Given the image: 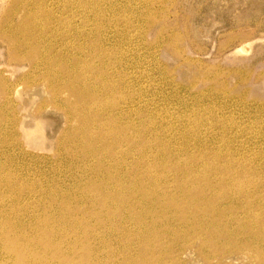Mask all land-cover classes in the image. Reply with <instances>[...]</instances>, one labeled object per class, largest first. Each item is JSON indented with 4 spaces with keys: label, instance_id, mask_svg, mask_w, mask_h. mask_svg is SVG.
<instances>
[{
    "label": "rangeland",
    "instance_id": "obj_1",
    "mask_svg": "<svg viewBox=\"0 0 264 264\" xmlns=\"http://www.w3.org/2000/svg\"><path fill=\"white\" fill-rule=\"evenodd\" d=\"M50 6L55 7L60 31L66 30L60 25L64 21L65 24L68 20L73 23L67 28L65 39L46 32L39 35L41 26L47 31L50 23L55 25L52 19H42L43 12L49 11ZM27 12L38 18V24L34 26L36 36L29 41L30 50L21 46L19 34L14 29ZM74 24L81 28L82 34L75 32ZM94 26L97 31H93ZM79 44L83 46L84 55L77 49ZM58 51L87 59L89 55L93 56V52L102 53V57H95L96 65L102 68L123 58L120 63L123 66L113 69L123 79L115 98L117 103L107 109L112 110L120 124L129 122V134L141 133L139 136L147 146V155L143 154L140 169L149 168L157 174L163 167L157 166L158 162L167 160L174 167L178 162L193 160L198 163L187 167L198 173L205 170L207 163L211 166L212 163L223 165L230 162L235 174L227 173L226 168L221 167L219 173L213 170L204 178L215 180L229 174L239 178L243 183L242 190L245 189L244 193L225 199L226 188L219 186L213 191L208 190L206 196L218 191L215 193L217 204L214 205L217 209L212 210L209 217L197 216L196 225L176 227L173 235L163 232L162 228L168 218L177 217V211L167 214L161 207L154 210L160 220L144 217L139 227L130 217L126 218L125 230L131 235L125 237L120 231L116 236L106 237V243H98L99 256L94 264H261L250 238L256 231L264 229V0H53L50 3L49 0H0V163L7 168L3 169L4 174H17L19 187L23 181L34 182L38 189H46L52 184L60 190L70 191L73 196L79 194L76 187L80 180L84 181L83 176L87 173L83 172L84 167L78 168L76 162H72L74 159H68L66 148L62 147L73 148L65 137L77 120L69 117L62 103L66 92L48 78L46 67H36L33 63L42 53L56 56ZM116 74L113 75L115 79ZM52 86L58 91L56 97L52 95ZM54 100L55 105L51 103ZM129 102L132 106L122 107ZM116 108H120L123 114L116 115ZM82 142L89 145L86 139ZM137 155L129 160H134ZM173 167L165 169L167 176L160 181L153 179L156 189L160 190L165 181L172 184L176 180L187 181L188 177L174 173L176 167ZM18 172L23 174L19 176ZM222 189L224 194L220 197ZM180 190L181 187L176 185L171 193L180 199ZM11 191L13 188L0 191V264H28L32 263L33 256L42 264L48 261L50 264H70L65 259H79V252L71 250L77 249L78 244L69 236L75 220L70 221L68 217L54 220V216L57 218L58 214L67 211L55 204L52 212L44 210L54 201L56 194L53 197V192L45 198L41 194L36 207L33 205L30 211V206L16 204L22 198L13 200L16 193ZM44 199L48 202L44 203ZM87 208L85 205L75 206L76 211L70 215L79 217L76 212H84ZM94 217H98L97 213L91 216ZM148 221L152 222L151 227L157 228H153L155 232L149 236ZM217 226L223 228V236L220 233V238L207 241L208 232ZM146 236L150 238L149 243L143 239ZM45 237L54 239L45 242ZM58 239L60 244L64 241L60 245L63 250L61 258L53 251L58 249ZM143 243L150 246V252L143 251ZM14 246L19 250L17 253L13 252ZM26 246L32 251L28 253ZM21 255L24 256L21 258ZM35 260L32 264L37 263Z\"/></svg>",
    "mask_w": 264,
    "mask_h": 264
},
{
    "label": "bare ground",
    "instance_id": "obj_2",
    "mask_svg": "<svg viewBox=\"0 0 264 264\" xmlns=\"http://www.w3.org/2000/svg\"><path fill=\"white\" fill-rule=\"evenodd\" d=\"M50 2H53V0H49V3ZM62 6L65 9L66 4H64ZM24 7H25V3H24ZM49 11H44V12L42 11L43 15H44V18H42V19L43 20L52 19L53 22L55 21V25H54V23L53 24L50 23V25H48L47 31L42 29V26H41V28L39 30V33H40L39 35H41L42 32H46L45 34L50 33V34H53L54 36L61 35L62 38L65 39L66 38L65 36H67V34H68L67 28L72 27L73 23L68 20L67 24H65V21H64V23H61L60 25H62L63 28H66V30L60 31L59 27L57 26V21L59 20V17L56 14L55 7L50 6ZM27 13L28 14L24 15L23 19H21V20L19 19L20 20L19 22L17 21L18 23L14 29L16 30V33L19 34V40H20L21 46L28 47V49L30 50L29 41H32L31 39L36 36L35 33H37V31H35L36 28L34 26L36 25V23L38 24V18L36 16H34V13H30V12H27ZM4 19H5V17H4ZM75 25L76 24H74V26H73V29L75 30V32L78 35L82 34L81 28L76 25L78 27L77 28ZM91 29L92 28H90V30ZM93 31H97V26L93 27ZM31 32H33V33H31ZM91 33H93V32H91ZM42 42H43V40H42ZM87 43H90V42H87ZM65 45L67 46V44H65ZM37 46H39V45H37ZM49 46L52 49L51 43L49 44ZM77 47H78L77 49H79V52H81V54L84 55L85 51L82 48L83 46H81V44H79V45H77ZM90 47L93 48V45L91 44ZM243 49L244 48H242V50ZM29 53L32 54V52H29ZM47 54L42 53L39 56V60H37L33 63L36 67L37 66L46 67L47 72H48V78H51L52 82H54V83L56 82L58 88H61V90L63 92H66V94H67L66 96H63L64 99H63L62 103H64V107H65L69 117L76 118L77 123L74 127H72V129L69 133L67 132L68 134L65 137V141L69 140L70 143L73 145L74 149L71 148L72 146L70 147V146H67L65 144H64L65 147H62V148H66L65 151L69 156L68 159L69 158L74 159L72 162H76L78 168L84 167V171L82 169L81 170L87 174H85L83 176V178H85L84 181L80 180L78 188L76 187V191H78L79 194L78 195L73 194V196H72L70 191L60 190V189H58V186H55L52 184H50L46 189H44V187L38 189L37 184H35L34 182L23 181V183L19 184V185H21L19 187V186H17V183H16L17 182V180H16L17 174H13V175L10 174L9 176L7 174L5 175L4 174L5 172L3 169H7V168H6L4 163H0V191H1V189H12L13 188V191H11V192H13L12 194L16 193L15 196L13 195L14 197H12V198H14L13 200L22 198V200L17 202L16 204L19 205V207L22 206V204H25L28 207L30 206V211H31V208L33 205L36 207V203L39 202V200H40L39 196L41 194H44L43 198L51 196L49 194H52L53 192H54V194H52L53 197L56 194L54 197L55 198L54 201H52V203H50L49 207L47 209H44V210L51 211L52 209H55L54 204L57 207L60 206L61 208H64L65 210H67L62 215L58 214L57 218H55V216H54V220L57 219V221L58 220L60 221V220H62V218L63 219L69 218L70 221L75 220V223H74L75 225L72 226L73 232H70L71 231L70 230L69 232L71 235L69 234V236L73 240H76L78 247H77V249L73 248L71 250H74L75 252L78 251L80 254L79 259H76V261L71 260V259H65V261H69L70 264H91V263L94 264L95 262H97V256H99V254L97 253V244L98 243H100V244L106 243L105 242L107 240L106 237L110 238V237H112V235L116 236L117 232H120V231H121L122 235H124L125 237H126V235L127 236L131 235V233H129L128 230L127 231L125 230V226H126L125 222L127 221L126 218L130 217L134 221V225H136V227H139L141 225V223L144 222L143 221L144 217L150 216V217H152L150 220L157 219V218H158V220H160L159 219L160 217H157L158 215L156 212H154V210H160L161 207H163L162 208L164 211L163 213L169 214L172 212V214H173V211H177L176 212L178 214L177 217H173L172 219L166 218L167 219L166 220V219H164L166 216L165 217L162 216V218L164 220H166V222L164 221L165 225L162 223L163 224L162 231L166 232V233H170L173 235V231H175L176 227H178L180 225H184L186 227L188 226L187 228H189L192 225H196V223L194 221H195L197 216L206 215L209 217L210 216L209 213H213L211 211L212 210L215 211V209H217V208H215L214 205H215L216 199H217L215 197V193H217L218 191L216 190V192H214L212 194H210L211 193L210 192L209 195L206 196L205 193H207L208 190L213 191V189H217L216 187H219V186L226 188L227 192L225 193L226 195L223 197L224 199L228 198V197L234 198L237 194L244 193L245 189L242 190L243 189L242 188L243 183H241V181L238 180L239 178L238 179L236 178L237 179L236 180L234 177H231L229 174L226 176L223 174V175H221V178H219V179L215 178V180L214 179L208 180L207 177L204 178V176L210 174L209 173L210 171L217 170V172H218V169L221 167L226 168L225 172L228 173L229 171H231L230 174H235V172L233 171V168H232L233 164L231 165L232 167L229 166L230 162L229 163L227 162V164H223L225 166L216 165L215 163H212L211 166H209L207 163L206 164L207 166L205 165L206 166L205 170H203L202 172H198V173H195L191 168L187 167L188 165L196 164L197 161H193V160L178 162L176 164V166H174V167L171 166L170 164H168L170 162H168L167 160L158 162L157 166H163V167L160 168L159 173L156 172L157 174L152 173L149 170V168H148V170L145 168L140 169V166L142 167L141 164L143 162L142 157L147 155V154H145V152H146L145 149H147V146H145L143 144L144 139L141 140V137L139 136L141 133L139 135L129 134V129H130V126L128 124L129 122H127V124H125V125L120 124L119 121L117 120V118L115 117L114 113L112 112V110L107 109V108H110L109 106H114L117 103L115 98H116L117 94L119 93V85L123 82V79L121 80L119 75H117L113 69L122 65L120 63L122 62L123 58L122 59L121 58L115 59V61L112 63V66H108L105 68V65H104L102 68L101 66L99 67L95 63V61L97 60V59L95 60V57H97V56L102 57V53L93 52V56L89 55L90 57H88V59L85 57L82 58V56H81L80 58L83 60H81L80 58H75L74 55L69 54L67 52H60L59 53V51H58L57 52L58 55H56V56L54 54H53L54 56H47ZM125 61H126V59H125ZM103 64H104V62H103ZM125 64H128V63H125ZM32 70L34 71V69H32ZM36 70L38 71V69H36ZM35 73H36V71H35ZM115 74L117 75L116 76L117 79H115L113 76ZM26 75H27V73H26ZM38 75H40V74H38ZM27 78H29V77H27ZM46 81H47V79H46ZM26 83H27V81L25 82V84ZM54 86H52V88ZM11 88H13V86ZM53 89H54V92L52 93V95L55 97L58 96L57 89L56 88H53ZM7 94H8V92H7ZM41 102L42 101H40V103ZM54 102H55V100L51 103L54 104ZM57 103L58 102H56V104ZM131 103L132 102H129L127 105H123L122 107L128 108V106H132ZM60 105H61V103H60ZM8 108H9V106H8ZM114 111H115L116 115H122L123 114V111L120 108H116ZM64 113H65V111H64ZM67 118H68V116H67ZM162 121H163V119H162ZM3 122H4V119H3ZM163 122H167V121L165 120ZM14 123H16V122L14 121ZM141 126H142V124H141ZM130 133H132V132H130ZM83 139L84 140L86 139L87 143L89 145L82 142ZM4 144H6V143H4ZM19 152H21V151H19ZM67 154H65L66 157H67ZM135 154H138V155L136 157H134V160H132V161L129 160V159L133 158L132 156H134ZM143 154H145V155L143 156ZM215 158H216V156H215ZM89 159H92L93 162H91ZM88 161L91 162L90 165L87 164ZM71 166H73V165H71ZM153 166H155V165H153ZM167 167H170V168L176 167V170L173 169L174 173L176 172V173H178V175L188 177V179H187V181L176 180V182H174L173 184L168 183V182L166 183V181H165L164 185L161 187L160 190L156 189L155 188L156 186H154L153 179H157L160 181L163 177H166L167 172L165 173L166 175L164 174V172H165V169ZM236 170H238V169H236ZM242 171L246 173V170H242ZM18 174L20 176L23 173L18 172ZM186 174H187V176H186ZM165 179L166 178H164V180ZM176 185L181 187V190L178 191V192H181V193H179V194H181L180 199L175 198L177 195L174 196V194L171 193L172 189H174V187ZM229 185L231 186V188H229ZM251 185L255 186V184H253V183H251ZM245 186H247V185L245 184ZM85 187H86V190H84ZM16 188H17V190H16ZM87 188L89 189V191L87 190ZM257 189L259 190V188H257ZM222 191L223 192H221L220 197L224 194L223 189H222ZM59 194H60V196H59ZM56 196H58V197L56 198ZM41 197H42V195H41ZM50 199H52V197ZM48 200H49V198H48ZM45 201H47V199L46 200L44 199L43 202L45 203ZM48 204L46 205V207L48 206ZM37 205L39 206V204H37ZM70 205H72V207ZM82 205L87 206L88 210H84V212H81V213L77 211L76 213L80 214V215H78L79 217H76V216L72 217V215H70V214L74 213L77 209L76 208L74 210L73 208L75 206L79 207ZM7 207H9V206H6V208ZM6 208H4V209H6ZM17 208H18V206H17ZM179 208H181L182 210L179 211L178 210ZM23 209H25V208H23ZM23 209H21V210H23ZM26 209L28 210V208H26ZM85 209H86V207H85ZM191 209H192V211H191ZM40 210H41V208L39 209V212H40ZM77 210H79V209H77ZM46 211H43V212L47 213L48 211L47 212ZM33 212H36V211H33ZM41 213H42V211H41ZM94 213H97L98 217L91 218V216ZM101 213H103V214H101ZM163 213H161V214H163ZM56 214L57 213L55 212V215ZM220 214H222V212ZM223 215H224V213H223ZM229 215H231V214H229ZM35 216L37 217V215L34 214V217ZM38 216H40V215L38 214ZM48 216H49V213H48ZM208 217H206V219ZM51 218L52 217H49V219H51ZM46 219H47V216H46ZM216 219L217 218H214L213 220H216ZM54 220H53V223H54ZM90 220H92L93 223H91ZM41 221H43V220L41 219ZM63 223H64V221H63ZM71 223H73V222H71ZM103 223H106L105 224L106 226ZM150 223H152V222L148 221V224H146L150 230L147 236L151 235V233L154 231V229L155 230L157 229L155 226L151 227L152 225ZM159 223L157 225H159ZM204 223H205V220H204ZM259 224H256V226L259 227ZM153 225H154V223H153ZM147 227H146V229H148ZM214 227H216V226H214ZM217 227L218 228L215 229L214 231L211 230L212 232H208V240L207 241H211L213 239H216V238H218V236L220 238V233H222L221 235L223 236V234H224L223 228H220L219 226H217ZM82 229H84V230H82ZM249 230H246V231H249ZM191 232H193V231H191ZM74 235H75V238H74ZM135 235H136V233H135ZM147 236L143 237V239H145V241H147L149 243L150 238L148 239ZM165 237H163V238H165ZM44 239H45V242L47 240H49L48 242H51L54 239V237L48 238V239L45 237ZM59 239L56 242L60 246V245L64 244L63 243L64 241L62 240L63 242L61 241L62 244H60L58 242ZM131 239H132V237H131ZM159 239H161V238H159ZM168 239H169V237H168ZM250 239H251L250 244L253 246V248H255L259 262L261 264H264V229H263V231H260V230L256 231L253 238H250ZM114 240H115V238H114ZM15 242H16V240H15ZM33 242L35 243V241H33ZM83 242H85V243H83ZM136 242H137V240H136ZM14 245H15V243H14ZM90 245H93V247L91 246L92 248H90V250L87 251V249H88L87 247ZM11 246L12 245H10V247ZM59 246H58L57 251L55 248L56 246H54L55 250H53V251L56 252V256H59L58 258H61L62 257L61 253L63 252V250H61V246L60 247ZM143 246H144L143 251L150 252L149 251L151 249L150 246H146L145 243H143ZM26 247H27L26 250L28 253L32 251L31 250L32 248L30 249V248H28V246H26ZM14 248H15V246H14ZM68 248H69V246H68ZM42 249H40V250H42ZM48 249H49V247H48ZM117 249H118V247H117ZM15 250H17V249L15 248ZM15 250H13V252H15V253H17L19 251V250H17V251H15ZM98 250H99V248H98ZM133 250H135V249H133ZM8 251H10V250H8ZM35 251H36V249H35ZM68 251H65V252L68 253ZM13 252L11 251V253H13ZM157 252H159V251H157ZM20 253H22V251ZM82 253H84V254L82 255ZM44 254H46V253H44ZM26 255L28 256V254H26ZM36 255L38 257V254H36ZM39 255H41V254H39ZM53 255H54V253H53ZM12 256H13V254H12ZM23 256L24 255H21L20 257L22 258ZM17 257L18 256H16V258ZM33 257H35V256H33ZM33 257L31 259L32 263L34 262L33 260H35V258L33 259ZM82 257H83V261L81 262ZM41 258H42V256H41ZM45 258L47 259L48 257L46 256ZM17 259L23 260L20 258H17ZM15 261L18 262V260H16V259H15ZM15 261H13V262H15ZM35 261L37 262L38 260H35ZM41 261H42V259H41ZM57 261H59V260H57ZM108 261H110V260H108ZM32 263H30V264H32ZM43 263H45V262H43ZM55 263H56V261H55ZM107 263H109V262H107ZM25 264H26V262H25ZM34 264H42V263L37 262ZM47 264H50L49 261Z\"/></svg>",
    "mask_w": 264,
    "mask_h": 264
}]
</instances>
